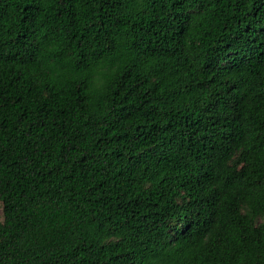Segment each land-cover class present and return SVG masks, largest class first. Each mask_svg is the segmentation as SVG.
<instances>
[{
    "label": "trees",
    "instance_id": "trees-1",
    "mask_svg": "<svg viewBox=\"0 0 264 264\" xmlns=\"http://www.w3.org/2000/svg\"><path fill=\"white\" fill-rule=\"evenodd\" d=\"M0 264H264V0H0Z\"/></svg>",
    "mask_w": 264,
    "mask_h": 264
},
{
    "label": "rangeland",
    "instance_id": "rangeland-1",
    "mask_svg": "<svg viewBox=\"0 0 264 264\" xmlns=\"http://www.w3.org/2000/svg\"><path fill=\"white\" fill-rule=\"evenodd\" d=\"M2 219V207H1V204H0V220Z\"/></svg>",
    "mask_w": 264,
    "mask_h": 264
}]
</instances>
